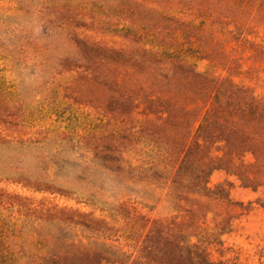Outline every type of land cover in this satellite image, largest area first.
Returning a JSON list of instances; mask_svg holds the SVG:
<instances>
[{
    "label": "rangeland",
    "instance_id": "1",
    "mask_svg": "<svg viewBox=\"0 0 264 264\" xmlns=\"http://www.w3.org/2000/svg\"><path fill=\"white\" fill-rule=\"evenodd\" d=\"M220 85L264 102V0H0V264H264L254 155L180 173Z\"/></svg>",
    "mask_w": 264,
    "mask_h": 264
},
{
    "label": "trees",
    "instance_id": "2",
    "mask_svg": "<svg viewBox=\"0 0 264 264\" xmlns=\"http://www.w3.org/2000/svg\"><path fill=\"white\" fill-rule=\"evenodd\" d=\"M224 96L227 100H234L236 112L247 118H205L204 123L199 125L193 145L184 154L180 173L196 181L197 186L202 188H205L207 177L215 169L237 175L245 185H251L256 178L250 177L251 165L244 161V157L249 153L257 159L254 173L264 175V102L255 98L248 99L246 94L233 87L224 85L216 87V99L221 101ZM205 146H208L210 151L214 147L217 151L222 150L224 155L219 160H211V168L208 170L206 168L191 170L189 165L191 158ZM236 160L240 163L236 164ZM158 243L161 245L159 251L163 252L159 264H168L166 255L177 249L193 248L164 236Z\"/></svg>",
    "mask_w": 264,
    "mask_h": 264
}]
</instances>
